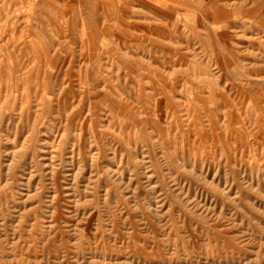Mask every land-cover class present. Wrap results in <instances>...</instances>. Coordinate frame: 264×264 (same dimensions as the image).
<instances>
[{"label":"rangeland","instance_id":"1","mask_svg":"<svg viewBox=\"0 0 264 264\" xmlns=\"http://www.w3.org/2000/svg\"><path fill=\"white\" fill-rule=\"evenodd\" d=\"M0 264H264V0H0Z\"/></svg>","mask_w":264,"mask_h":264}]
</instances>
